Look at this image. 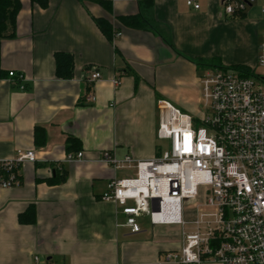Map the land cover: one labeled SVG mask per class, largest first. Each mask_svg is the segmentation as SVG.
Segmentation results:
<instances>
[{
    "label": "crops",
    "instance_id": "obj_1",
    "mask_svg": "<svg viewBox=\"0 0 264 264\" xmlns=\"http://www.w3.org/2000/svg\"><path fill=\"white\" fill-rule=\"evenodd\" d=\"M140 1L47 0L42 8L21 0L14 35L0 44L1 69L21 76L0 78V160L21 148L34 149L37 161L21 165L19 186L0 187V264H157L180 245L179 225H152L142 216L132 229L114 202L100 199L108 181L134 176L133 168L102 163L100 154L151 159L160 143L157 100L200 115L205 69L256 67L264 14L261 0L236 16L223 13L221 0H195L198 9L186 0H152L149 10ZM140 12L149 29L118 20ZM98 18L111 24V40ZM56 52L72 55L71 78L55 75ZM93 70L101 78L89 87ZM91 93L95 100L86 102ZM36 128L44 135L35 137ZM68 137L75 139L70 150ZM77 151L82 160L62 161ZM57 166L65 179L49 182ZM28 207L35 222L20 223ZM185 216H193L189 205Z\"/></svg>",
    "mask_w": 264,
    "mask_h": 264
},
{
    "label": "built area",
    "instance_id": "obj_2",
    "mask_svg": "<svg viewBox=\"0 0 264 264\" xmlns=\"http://www.w3.org/2000/svg\"><path fill=\"white\" fill-rule=\"evenodd\" d=\"M255 0H221L226 16H236ZM188 6L199 8L195 0ZM264 14V0H261ZM264 27V17L262 18ZM119 36V33H116ZM264 31L250 75L212 66L199 77L201 114L191 116L158 99L155 155L117 158L110 150L100 161L114 169L133 168L134 176L113 178L100 196L116 204L124 225L134 229L146 216L152 225H179L180 245L164 251L157 264H264ZM8 76L21 80L9 71ZM98 70L86 79L93 87ZM113 85L119 78L111 80ZM23 88V85H20ZM91 93L86 102H93ZM164 142V146L162 145ZM83 158L67 152L63 162ZM37 161L34 149H15L0 160V187L21 184L19 168ZM57 168H60L57 166ZM193 216L186 218V207Z\"/></svg>",
    "mask_w": 264,
    "mask_h": 264
},
{
    "label": "trees",
    "instance_id": "obj_3",
    "mask_svg": "<svg viewBox=\"0 0 264 264\" xmlns=\"http://www.w3.org/2000/svg\"><path fill=\"white\" fill-rule=\"evenodd\" d=\"M32 3L38 4L40 7L44 8L47 5V0H29ZM102 6H104L107 10H110V5L105 1H98ZM141 7L143 10H149L153 6L152 0H141ZM21 7V0H0V44L1 40L6 37H12L14 35V27L16 22V16ZM242 15V13H240ZM119 22L127 27L136 28V29H149L150 23L144 17V15L140 12L133 16H120L118 17ZM95 23L100 29V31L109 39H112V27L111 24L103 19L98 18L95 19ZM55 61V75L57 78L68 79L71 78L73 74V57L71 54L64 52H56L54 54ZM237 71H239L242 75H250L252 73V69L236 65L231 67ZM8 72H5L0 67V78H4ZM44 135L43 129L36 128L35 129V137H37L38 132ZM67 150H70L75 143V139L72 137L67 138ZM21 178V176H20ZM65 179V171L63 168L55 169V174L49 180V182H61ZM18 221L24 224H33L35 222V214L34 209L32 207H28L27 210L18 216Z\"/></svg>",
    "mask_w": 264,
    "mask_h": 264
},
{
    "label": "rangeland",
    "instance_id": "obj_4",
    "mask_svg": "<svg viewBox=\"0 0 264 264\" xmlns=\"http://www.w3.org/2000/svg\"><path fill=\"white\" fill-rule=\"evenodd\" d=\"M261 70H264V69H261ZM162 145H163V146L165 145L164 142H162Z\"/></svg>",
    "mask_w": 264,
    "mask_h": 264
}]
</instances>
